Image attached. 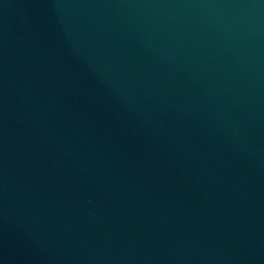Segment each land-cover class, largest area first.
Instances as JSON below:
<instances>
[{
  "label": "water",
  "instance_id": "1",
  "mask_svg": "<svg viewBox=\"0 0 264 264\" xmlns=\"http://www.w3.org/2000/svg\"><path fill=\"white\" fill-rule=\"evenodd\" d=\"M0 264H264V0H0Z\"/></svg>",
  "mask_w": 264,
  "mask_h": 264
}]
</instances>
